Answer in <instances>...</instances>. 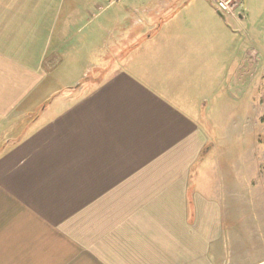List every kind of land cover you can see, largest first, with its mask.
<instances>
[{"label":"crops","instance_id":"crops-1","mask_svg":"<svg viewBox=\"0 0 264 264\" xmlns=\"http://www.w3.org/2000/svg\"><path fill=\"white\" fill-rule=\"evenodd\" d=\"M251 1L0 0V134L40 111L0 144V264H224L237 181L193 171L207 91L255 78Z\"/></svg>","mask_w":264,"mask_h":264},{"label":"rangeland","instance_id":"rangeland-1","mask_svg":"<svg viewBox=\"0 0 264 264\" xmlns=\"http://www.w3.org/2000/svg\"><path fill=\"white\" fill-rule=\"evenodd\" d=\"M128 1L121 0L112 5H124ZM243 6L238 13H242ZM247 6L246 22L242 27H236H241L238 33L241 58L243 48L253 45L255 78L250 72V87L247 88L245 73L244 81L235 87L232 75H224L226 83L222 90L207 91L211 98L206 122L210 143L193 171V175L203 177L204 189L222 176L237 181H232L235 184H229L227 190L233 197V209L240 212L235 219L239 239L236 248L224 249V264H264V3L252 0ZM238 13L230 18H238ZM246 32L250 34L249 41ZM85 60L81 58V61ZM24 103L23 100L9 110L16 115L9 117L7 127L1 129L0 144L6 138L18 136L40 112L33 110L34 106L28 112L30 107Z\"/></svg>","mask_w":264,"mask_h":264},{"label":"built area","instance_id":"built-area-1","mask_svg":"<svg viewBox=\"0 0 264 264\" xmlns=\"http://www.w3.org/2000/svg\"><path fill=\"white\" fill-rule=\"evenodd\" d=\"M120 0H113L111 4ZM214 8L225 17H231V15L238 13L244 5V0H208ZM240 16L241 13H238Z\"/></svg>","mask_w":264,"mask_h":264}]
</instances>
